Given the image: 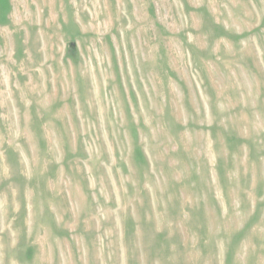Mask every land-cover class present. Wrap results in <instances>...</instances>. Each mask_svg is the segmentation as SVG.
I'll use <instances>...</instances> for the list:
<instances>
[{
  "label": "rangeland",
  "instance_id": "rangeland-1",
  "mask_svg": "<svg viewBox=\"0 0 264 264\" xmlns=\"http://www.w3.org/2000/svg\"><path fill=\"white\" fill-rule=\"evenodd\" d=\"M0 264H264V0H0Z\"/></svg>",
  "mask_w": 264,
  "mask_h": 264
}]
</instances>
